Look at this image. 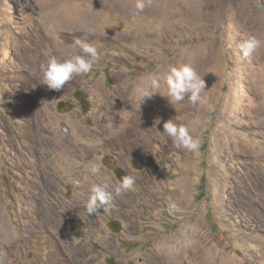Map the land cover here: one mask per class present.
Listing matches in <instances>:
<instances>
[{
  "label": "rangeland",
  "instance_id": "rangeland-1",
  "mask_svg": "<svg viewBox=\"0 0 264 264\" xmlns=\"http://www.w3.org/2000/svg\"><path fill=\"white\" fill-rule=\"evenodd\" d=\"M135 11V0H0V264H264V47L238 48L264 40V0ZM77 38L99 60L48 90L40 66L82 55ZM185 64L205 81L199 102L170 105L162 85L139 106L137 83ZM169 120L198 151L161 133ZM124 176L134 188L116 196ZM98 184L113 199L88 216ZM167 244L182 246L175 259Z\"/></svg>",
  "mask_w": 264,
  "mask_h": 264
},
{
  "label": "clouds",
  "instance_id": "clouds-1",
  "mask_svg": "<svg viewBox=\"0 0 264 264\" xmlns=\"http://www.w3.org/2000/svg\"><path fill=\"white\" fill-rule=\"evenodd\" d=\"M145 7L146 0H135V15H140ZM74 43L81 49L82 55L63 60L60 57L53 56L46 64L40 66L43 73V85H46L48 90L59 92L74 77L91 73L94 62L99 60V53L94 44L79 38ZM261 47H264V40L255 35L249 36L238 45L244 58H249ZM162 85L167 88V100L170 105L178 104L185 99L192 104H196L201 100V93L205 92L206 87L205 81L199 73L190 65L185 64L180 67H172L163 77L157 72L148 74L133 87L132 94L138 100L140 106L147 98L157 94ZM161 133L166 134L177 148L192 152L198 151L200 148L199 140L190 135L187 127L177 126L171 120L163 124ZM91 171L95 173L96 168L93 167ZM134 184V177H122L120 183L114 189L115 195L119 196L132 190ZM107 189L108 185L106 184H98L91 189V194L86 200V214L88 216L98 215L101 209L107 210V205L113 199V192Z\"/></svg>",
  "mask_w": 264,
  "mask_h": 264
},
{
  "label": "bare ground",
  "instance_id": "bare-ground-1",
  "mask_svg": "<svg viewBox=\"0 0 264 264\" xmlns=\"http://www.w3.org/2000/svg\"><path fill=\"white\" fill-rule=\"evenodd\" d=\"M178 13V12H177ZM0 228L3 230V225H0ZM0 233H1V231H0ZM186 244H188V243H186ZM185 244V245H186ZM178 247H182L180 244H177V245H168L167 244V247H166V249H165V257L166 258H174L175 259V254H176V251H177V249H178ZM196 247V246H195ZM191 248L193 249V257L196 259V260H198L199 259V257H200V255H202V251L201 250H196V248H194V247H192L191 246Z\"/></svg>",
  "mask_w": 264,
  "mask_h": 264
},
{
  "label": "trees",
  "instance_id": "trees-1",
  "mask_svg": "<svg viewBox=\"0 0 264 264\" xmlns=\"http://www.w3.org/2000/svg\"><path fill=\"white\" fill-rule=\"evenodd\" d=\"M76 104L78 105V106H80L85 112H87V110H85V103H84V101L83 100H76ZM108 262V264H112V263H110V260H108L107 261Z\"/></svg>",
  "mask_w": 264,
  "mask_h": 264
}]
</instances>
